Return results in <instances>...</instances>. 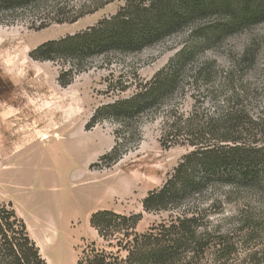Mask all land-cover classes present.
Instances as JSON below:
<instances>
[{
    "label": "rangeland",
    "instance_id": "1",
    "mask_svg": "<svg viewBox=\"0 0 264 264\" xmlns=\"http://www.w3.org/2000/svg\"><path fill=\"white\" fill-rule=\"evenodd\" d=\"M122 4L123 0H116L74 23H51L39 30L23 21L0 24V76L21 87L13 106L0 102V205L10 202L20 212L46 264H77L91 242L105 245L89 224L94 208L141 212L137 232L177 214L174 210L146 212L141 204L147 192L160 187L181 157L193 149L186 143L162 146L164 124L160 117L168 110L174 116L190 115L195 109L209 115L224 105L231 84L238 90L244 87L239 100L245 111L256 115L262 108L264 22L207 45L185 28L137 54L111 56V69L99 58L92 59L90 67L74 74L66 87L59 85L57 76L67 64L30 57V51L40 43L91 26L114 14ZM205 30L201 36L210 33ZM174 58L173 66H187L186 74L197 66L210 67L214 72L211 81L199 79L197 88L183 82L186 95L178 93L156 118L138 123V144L115 163L100 162V156L114 145L116 125L104 120L86 129V124L97 106L115 97L106 94L110 72L115 76L124 72L131 82L132 71L137 69L139 76L147 79ZM2 79L0 97L13 87ZM54 127H64L57 131L60 138L51 133L43 141L26 133ZM93 163L99 165L91 166ZM213 193L204 204L206 220L223 229L231 228L237 246L264 252V172L252 186L239 185L232 190L225 184ZM47 230L51 232L46 234ZM260 264H264V257Z\"/></svg>",
    "mask_w": 264,
    "mask_h": 264
},
{
    "label": "trees",
    "instance_id": "2",
    "mask_svg": "<svg viewBox=\"0 0 264 264\" xmlns=\"http://www.w3.org/2000/svg\"><path fill=\"white\" fill-rule=\"evenodd\" d=\"M113 1L0 0V24L23 21L39 30L51 23H74ZM263 22L264 0H123L114 14L44 41L29 55L33 60L67 64L57 76L59 85L66 87L74 74L90 67L92 59L99 58L111 69V56L137 54L185 28L207 45ZM205 29L210 33L201 36ZM174 62L175 58L171 59L147 79L133 69L131 82L124 72L117 76L110 72L106 94L115 97L97 106L86 124V129L104 120L116 125L114 145L100 156V162L115 163L138 144V123L156 118L178 93L186 95L183 82L197 88L199 79L209 83L214 75L207 66H197L186 74L187 66H173ZM130 88L131 93L122 95ZM229 88L224 105L209 115L195 109L190 115L174 116L168 110L160 117L163 147L186 143L193 149L181 157L160 187L147 192L141 204L146 212L174 210L177 214L137 232L141 212L95 210L89 224L105 245L91 242L77 264H260L264 252L237 246L231 228L206 220L208 194L225 184L232 190L239 185L252 186L264 172V93L261 110L252 115L241 107L244 87L238 90L231 84ZM0 264H46L10 202L0 205Z\"/></svg>",
    "mask_w": 264,
    "mask_h": 264
},
{
    "label": "crops",
    "instance_id": "3",
    "mask_svg": "<svg viewBox=\"0 0 264 264\" xmlns=\"http://www.w3.org/2000/svg\"><path fill=\"white\" fill-rule=\"evenodd\" d=\"M2 77H3V79H2ZM0 79H2L4 82H5V84H8L9 86H11L12 87V85H13V87L12 88H10L9 90H7V92L4 94V95H2V96H4V97H0V102H2L3 104H5V105H8V106H13L14 104H13V100H14V96H15V93H17V89H21V87H16L15 85H14V83L12 82V81H10V79L8 78V77H5V76H0ZM11 83H10V82ZM44 115H46L45 113H44ZM61 128H64V127H54V128H52V129H49V130H47L46 132L45 131H40L39 130V132L37 131V132H26V133H29V134H31V136H33V137H35V138H37V139H39V140H47L50 136H51V133H52V135H54L55 137H57V138H60L62 135H61V133H59V132H57L59 129H61ZM70 130V129H69ZM21 131V130H20ZM21 132H25V130L23 131H21ZM44 134H48L49 136L46 138V139H42V136L44 135ZM8 143V141L5 143V145ZM4 145V146H5ZM2 199V198H1ZM97 208H94V209H92V211H94V210H96ZM15 211H16V213L20 216V212L17 210V209H15ZM21 217V216H20ZM26 223H28V222H26Z\"/></svg>",
    "mask_w": 264,
    "mask_h": 264
},
{
    "label": "bare ground",
    "instance_id": "4",
    "mask_svg": "<svg viewBox=\"0 0 264 264\" xmlns=\"http://www.w3.org/2000/svg\"><path fill=\"white\" fill-rule=\"evenodd\" d=\"M17 66H19V64H18ZM23 66H28V65H26V64L24 63ZM47 137H48L47 134H44V135L42 136V138H47ZM45 232H46V231H45ZM50 232H51L50 230H47L46 234H48V233H50Z\"/></svg>",
    "mask_w": 264,
    "mask_h": 264
}]
</instances>
